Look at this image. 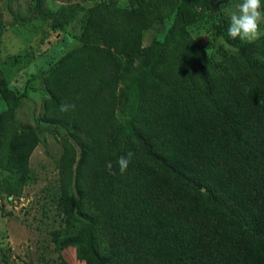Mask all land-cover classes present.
<instances>
[{
	"label": "trees",
	"instance_id": "trees-1",
	"mask_svg": "<svg viewBox=\"0 0 264 264\" xmlns=\"http://www.w3.org/2000/svg\"><path fill=\"white\" fill-rule=\"evenodd\" d=\"M148 1L86 6L79 45L43 79L42 120L65 130L63 226L52 239L79 246L87 264H264V36L233 40L219 17L216 35L235 52L218 44L208 55L189 38L176 54L163 41L156 55L142 44ZM78 8L48 17L64 27ZM205 8L215 18L210 2ZM178 13L184 26L205 16L197 4ZM132 89L136 111L127 120ZM22 97L0 67L7 196L32 180L29 158L40 140L15 117ZM129 152L121 174L118 158Z\"/></svg>",
	"mask_w": 264,
	"mask_h": 264
},
{
	"label": "rangeland",
	"instance_id": "rangeland-1",
	"mask_svg": "<svg viewBox=\"0 0 264 264\" xmlns=\"http://www.w3.org/2000/svg\"><path fill=\"white\" fill-rule=\"evenodd\" d=\"M97 0H0V67L9 86L23 97L16 109V119L32 125L39 143L29 158L32 180L19 196H7L2 189L7 172L0 168V264H87L77 245L59 248L52 232L63 226L61 201L62 145L65 130L42 120L44 103L49 94L44 77L55 68L68 51L79 45L80 25L84 8ZM125 4L127 0H113ZM207 1L215 11L212 18L205 8ZM241 0H150L145 4L147 27L143 45H152L157 55L163 41L177 53L187 39L196 40L209 55L218 45L235 52L237 46L217 37L214 24L225 17V9L235 11ZM77 3L76 15L64 27H57L49 18L50 11ZM197 4L205 16L189 25L179 20V8ZM264 5V0H262ZM264 32V23L260 25ZM262 37V36H261ZM260 37V38H261ZM257 41V40H255ZM254 41V42H255ZM241 43L248 42L241 40ZM132 89L124 104L122 118L135 116ZM6 105L0 101V111ZM123 112L120 108L119 114Z\"/></svg>",
	"mask_w": 264,
	"mask_h": 264
},
{
	"label": "clouds",
	"instance_id": "clouds-1",
	"mask_svg": "<svg viewBox=\"0 0 264 264\" xmlns=\"http://www.w3.org/2000/svg\"><path fill=\"white\" fill-rule=\"evenodd\" d=\"M226 15L229 18V25L227 29L228 37L235 40L237 38L246 40L248 42H254L264 36V32H261L260 25L264 23V5L262 0H241L236 5L235 11H228L225 9ZM69 107L74 108L75 105H61V111H68ZM132 153L129 152L126 156H120L117 164L119 171L123 174L131 161ZM106 168L110 174H115L113 171L112 162L106 163Z\"/></svg>",
	"mask_w": 264,
	"mask_h": 264
}]
</instances>
